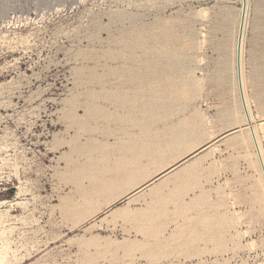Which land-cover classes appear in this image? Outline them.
Here are the masks:
<instances>
[{
  "label": "rangeland",
  "instance_id": "1",
  "mask_svg": "<svg viewBox=\"0 0 264 264\" xmlns=\"http://www.w3.org/2000/svg\"><path fill=\"white\" fill-rule=\"evenodd\" d=\"M242 1L0 0V264H264V175L248 128L200 157L217 164L205 190L168 197L183 246H143L151 225L119 212L153 171L151 144L195 154L244 121ZM246 9L244 91L264 160V0ZM145 57L149 76L128 82ZM118 90L142 99L120 104Z\"/></svg>",
  "mask_w": 264,
  "mask_h": 264
},
{
  "label": "crops",
  "instance_id": "2",
  "mask_svg": "<svg viewBox=\"0 0 264 264\" xmlns=\"http://www.w3.org/2000/svg\"><path fill=\"white\" fill-rule=\"evenodd\" d=\"M244 121L237 125L235 128H229L222 134L215 136L213 139L206 141L201 147V151L195 154L194 152L180 157H176V151H183V147H177L176 144L169 143L168 139H156L155 144H151L154 152L150 162L153 165V171L150 176L139 185L136 190H130L122 201H126L128 205L120 208V216H128L133 218L137 223L142 219L144 224H150L152 229L150 231L151 236H142L145 240H151V243H145V247H171L175 248L183 246V244H177V240L182 241L184 229L177 228V224H181L184 221L177 219L176 217H182L184 214L182 210L179 214H176L177 204L173 201L171 204L168 201V197H172L175 200L176 193H179L181 201L183 199H190L192 192L197 193L205 190L206 179L215 178L216 175H211V170H215L217 173V164L212 157L207 156L205 160H199L204 153L212 150L214 144H219L226 140V143L233 145H239L234 142L233 137L239 132L241 127L248 128V133L252 139L250 129L248 127L247 119L243 107L241 104ZM247 125V126H246ZM233 131V132H232ZM235 133V134H234ZM234 134V135H232ZM253 141V139H252ZM254 143V142H253ZM143 148V147H142ZM146 150V149H145ZM143 152V151H142ZM212 152V151H210ZM199 156V157H196ZM216 165V166H215ZM191 180H196L197 184L195 188L191 190L193 183ZM188 183H191L188 186ZM185 195H184V194ZM145 200L144 205L133 210L131 204L133 201L138 200V197L142 195ZM181 194V195H180ZM188 196V197H187ZM186 197V198H185ZM182 209V208H181ZM141 210V213H139ZM195 211V213L188 212L190 216L201 217V213ZM205 214V213H204ZM206 215V214H205ZM203 215V216H205ZM201 222V219H197ZM196 221V223H198ZM194 221V222H195ZM203 220V224H205ZM176 226V227H175ZM195 230V229H194ZM197 232V231H195ZM139 240V236L136 237ZM192 247H200L201 244H191Z\"/></svg>",
  "mask_w": 264,
  "mask_h": 264
},
{
  "label": "bare ground",
  "instance_id": "3",
  "mask_svg": "<svg viewBox=\"0 0 264 264\" xmlns=\"http://www.w3.org/2000/svg\"><path fill=\"white\" fill-rule=\"evenodd\" d=\"M246 7H247V0H243L242 1V6L239 7L238 20L236 22L237 23V26H236L235 35H234V55L236 56L235 57V65L236 66H235V69L234 70H235V74H236V78H237L236 79V84L238 85V90H239V83H240L241 90H242L243 100L245 102L247 112H248L249 117H250L251 122H252V116H251V113H250V110H249V107H248V104H247V99H246V96H245L243 73H242L243 41H244V32H245V21H246V16H247V9H246ZM137 35H147V34L144 31L140 30V31H138ZM137 44H138L137 42H132L130 44V46L131 47H133V46L136 47ZM108 55L111 58H117V57H119L120 54L119 53H116V52L115 53L109 52ZM151 61H152V59H150L148 57H145L141 61V65H140L141 68L138 69V71L137 70L135 72L132 71L133 74L128 75V77L126 78V80L128 82H130V83H136L137 81H140V82L145 81V79L150 74V72L148 71V69L150 67ZM119 76L122 77V74L120 73ZM88 78H89L90 81H93V80L95 81L97 79V80L100 81V83H103L104 82L103 81V75L98 74L97 71L95 72V69L94 68L88 70ZM239 95H240V90H239ZM99 96H101V97L104 98V97L108 96V93H105L103 91V92H101L99 94ZM112 96L113 97H116L118 99V103H120V104L137 102L138 100H139L138 102H140V100L142 99V96L139 93H137V92L133 96H126L125 93H123L121 90L116 91L115 93L112 94ZM153 96L154 95H150V98H152ZM240 99H241V104H242V107H243L241 95H240ZM243 111H244V109H243ZM244 113H245V111H244ZM244 116H246V115H244ZM248 127H249V129L252 127L253 132H254V135H255V141H254L253 136H252V133H251V129H250V133H251V136H252L254 145H255V149H256V152H257L258 159H259V155H260V157L262 159L263 167L261 165L260 159H259V162L258 163H260L259 164L261 166V169L260 170H262V176H263L264 175V160H263L262 153H261V149H260V146H259V143H258V140H257L255 128H254L253 124H251V123H248ZM263 181H264V176H263ZM257 195L260 196V194H257Z\"/></svg>",
  "mask_w": 264,
  "mask_h": 264
},
{
  "label": "water",
  "instance_id": "4",
  "mask_svg": "<svg viewBox=\"0 0 264 264\" xmlns=\"http://www.w3.org/2000/svg\"><path fill=\"white\" fill-rule=\"evenodd\" d=\"M239 90H240V95H241L242 103H243V109H244V111H245V115H246V118H247V122H248V123H251V119H250V117H249V114H248L247 109H246L245 102H244V100H243L242 90H241L240 83H239ZM250 129H251V133H252L253 139H254V141H255V135H254V132H253L252 127H251ZM257 151H258V150H257ZM258 153H259V152H258ZM258 155H259V154H258ZM259 159H260L261 165H262V167H263V163H262V159H261L260 155H259Z\"/></svg>",
  "mask_w": 264,
  "mask_h": 264
}]
</instances>
